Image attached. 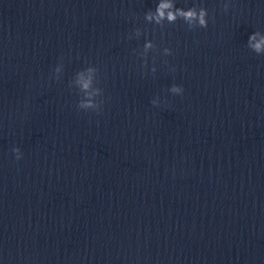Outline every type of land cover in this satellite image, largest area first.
Here are the masks:
<instances>
[{
	"label": "clouds",
	"instance_id": "clouds-1",
	"mask_svg": "<svg viewBox=\"0 0 264 264\" xmlns=\"http://www.w3.org/2000/svg\"><path fill=\"white\" fill-rule=\"evenodd\" d=\"M229 3H224L222 5L223 10L227 11L229 8ZM178 19H182L189 29H193L196 27L199 28H207L208 27V11L204 7H190L187 10L183 8H179L175 6L174 0H158L155 12L149 11L145 14V20L148 22H153L157 25L162 24L163 21H167L170 24H174ZM259 31L253 32L247 42L248 48L254 51L256 54H264V36H262L259 40H257V36H259ZM152 43L149 41L145 43L144 48L150 49L152 48ZM166 52H169V49H165ZM58 70V69H57ZM89 71H93L89 69ZM155 71V69H153ZM81 84L83 90H88L92 84L91 78L84 80L83 75L81 74ZM169 91L172 94H183V87L179 85L173 84ZM154 103V102H152ZM79 109H90L99 113L101 109L94 104L91 100L86 102H81L79 104ZM12 152L15 154V158L20 160L23 156L20 148L15 147L12 149Z\"/></svg>",
	"mask_w": 264,
	"mask_h": 264
}]
</instances>
